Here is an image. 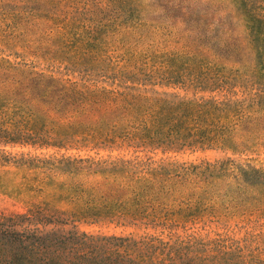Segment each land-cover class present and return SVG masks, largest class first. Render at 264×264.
Wrapping results in <instances>:
<instances>
[{"label": "rangeland", "instance_id": "374dc122", "mask_svg": "<svg viewBox=\"0 0 264 264\" xmlns=\"http://www.w3.org/2000/svg\"><path fill=\"white\" fill-rule=\"evenodd\" d=\"M36 208L264 264V0H0V218Z\"/></svg>", "mask_w": 264, "mask_h": 264}, {"label": "trees", "instance_id": "16d2710c", "mask_svg": "<svg viewBox=\"0 0 264 264\" xmlns=\"http://www.w3.org/2000/svg\"><path fill=\"white\" fill-rule=\"evenodd\" d=\"M58 221L61 220L55 212L42 208L0 218V264H177L182 261L180 252L165 246L157 247L166 260L149 261L157 250L152 241L97 238L77 231H39L38 227Z\"/></svg>", "mask_w": 264, "mask_h": 264}]
</instances>
